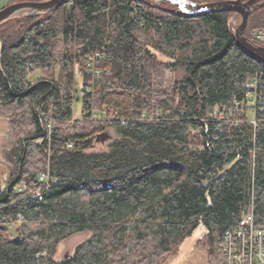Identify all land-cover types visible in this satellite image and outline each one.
<instances>
[{
	"label": "trees",
	"instance_id": "1",
	"mask_svg": "<svg viewBox=\"0 0 264 264\" xmlns=\"http://www.w3.org/2000/svg\"><path fill=\"white\" fill-rule=\"evenodd\" d=\"M254 16L245 36L261 46L264 7ZM234 17L71 0L0 25V264H166L198 229L222 264L223 235L249 208L264 226V63L237 43Z\"/></svg>",
	"mask_w": 264,
	"mask_h": 264
},
{
	"label": "water",
	"instance_id": "2",
	"mask_svg": "<svg viewBox=\"0 0 264 264\" xmlns=\"http://www.w3.org/2000/svg\"><path fill=\"white\" fill-rule=\"evenodd\" d=\"M71 0H48L42 2H19L0 11V25L22 12L28 14L46 13L67 5ZM181 16H198L212 13H234L241 21L235 30V38L242 49L264 63V47L253 45L245 36V31L253 13L264 7V0H224L209 3H196L190 0H139ZM164 5L170 7H164ZM108 134L96 137L97 142L109 140Z\"/></svg>",
	"mask_w": 264,
	"mask_h": 264
},
{
	"label": "built area",
	"instance_id": "3",
	"mask_svg": "<svg viewBox=\"0 0 264 264\" xmlns=\"http://www.w3.org/2000/svg\"><path fill=\"white\" fill-rule=\"evenodd\" d=\"M253 40L264 47V30L254 32ZM89 67L95 76L99 72L94 68L96 59H102L99 53L89 56ZM247 85V98L252 99L256 84ZM94 118V117H92ZM42 181L47 177H42ZM22 187L21 189H23ZM223 262L222 264H264V226L257 225L253 208H249L241 225L228 229L222 239Z\"/></svg>",
	"mask_w": 264,
	"mask_h": 264
},
{
	"label": "rangeland",
	"instance_id": "4",
	"mask_svg": "<svg viewBox=\"0 0 264 264\" xmlns=\"http://www.w3.org/2000/svg\"><path fill=\"white\" fill-rule=\"evenodd\" d=\"M11 1L12 0H0V11L4 9L5 7L13 4ZM33 1L42 2V1H48V0H18L15 3L33 2ZM164 7H170V6L164 5ZM23 13H27V12H22L21 15ZM233 20H235V22L237 23V26H239L240 21H241L240 16L236 15V17H234ZM258 22H259V19L255 18L254 16L251 23L248 25L249 28L247 32L249 33V31L251 32V30L257 28ZM79 83L81 84L80 78H79ZM81 105H82L81 102L75 103L74 119L84 117V113L81 110ZM252 109L253 108L251 107V111H250L251 117H252ZM253 124L255 123L253 122ZM102 148L103 147L100 145L96 146V150H99ZM205 235H206V231L203 229H198L197 231H195L191 237L187 238L182 243L181 247L179 248V251L175 255L167 259L166 264H209L208 250L206 247H204L203 242L201 241ZM89 236H90L89 233L76 234L68 238L64 242H62L58 249L57 258H62L68 254H71L74 248L76 247V245L86 240Z\"/></svg>",
	"mask_w": 264,
	"mask_h": 264
},
{
	"label": "crops",
	"instance_id": "5",
	"mask_svg": "<svg viewBox=\"0 0 264 264\" xmlns=\"http://www.w3.org/2000/svg\"><path fill=\"white\" fill-rule=\"evenodd\" d=\"M8 137V121L5 118H0V178L6 174V167L2 163V151L7 143Z\"/></svg>",
	"mask_w": 264,
	"mask_h": 264
},
{
	"label": "bare ground",
	"instance_id": "6",
	"mask_svg": "<svg viewBox=\"0 0 264 264\" xmlns=\"http://www.w3.org/2000/svg\"><path fill=\"white\" fill-rule=\"evenodd\" d=\"M246 213H247V211H246ZM245 216V215H244Z\"/></svg>",
	"mask_w": 264,
	"mask_h": 264
}]
</instances>
